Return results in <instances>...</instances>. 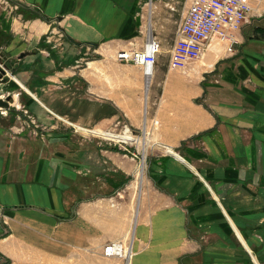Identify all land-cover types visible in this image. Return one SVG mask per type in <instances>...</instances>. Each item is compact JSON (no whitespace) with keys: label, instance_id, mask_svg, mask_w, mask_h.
<instances>
[{"label":"crops","instance_id":"crops-1","mask_svg":"<svg viewBox=\"0 0 264 264\" xmlns=\"http://www.w3.org/2000/svg\"><path fill=\"white\" fill-rule=\"evenodd\" d=\"M247 1L238 51L177 72L160 55L192 0H0L1 52L45 125L0 123V264H264V0ZM149 33L147 84L117 53ZM123 122L138 143L102 136ZM118 238L131 255L105 256Z\"/></svg>","mask_w":264,"mask_h":264},{"label":"built area","instance_id":"built-area-1","mask_svg":"<svg viewBox=\"0 0 264 264\" xmlns=\"http://www.w3.org/2000/svg\"><path fill=\"white\" fill-rule=\"evenodd\" d=\"M168 6L175 9L172 4ZM251 9L247 0H192L178 26L170 50L169 69L187 70L191 63L202 58L208 46L214 42L221 43L226 53H236L243 25L249 20ZM161 50L160 40L149 33L144 49L121 50L117 58L140 64L146 75H152ZM101 133L107 140L124 144L138 143L140 140V135L127 122H123L117 131L104 130ZM151 145L170 150L167 144L160 141ZM131 252L130 243L123 238L109 241L103 247V254L109 257L127 258Z\"/></svg>","mask_w":264,"mask_h":264},{"label":"rangeland","instance_id":"rangeland-1","mask_svg":"<svg viewBox=\"0 0 264 264\" xmlns=\"http://www.w3.org/2000/svg\"><path fill=\"white\" fill-rule=\"evenodd\" d=\"M211 45L213 48V44H211ZM211 45L208 46V49L205 51V54L202 56V58H200L199 60H197L195 62L196 67H198V65L201 63V61L206 59V57L208 56L207 53L209 51L213 52L214 49L211 48ZM214 45L218 48V51H215V50L214 51L218 52V56H220L221 53L224 51V46L221 43H217V42H214ZM160 56H161V58L162 57L165 58V60H163V62H166V68H169L168 63L170 60V52L163 50V52L161 53ZM160 60H162V59L159 58V61ZM14 64H15L14 60L8 59L6 54H3L1 52V48H0V66L7 69L8 73L5 76H8V78H9L7 82L1 83V85H0V96L4 97L8 93H14L15 98H16L15 103L13 105H11L10 108L6 109V108L0 107V123L2 125L6 126V129L9 133H11L12 135L18 136V137H22L24 135L27 136L28 134H31L33 136L35 134H42L43 131H45V127H44L45 125L43 124L42 118L36 117V115L33 113V110L29 109L26 106V104H25L26 99L25 98L28 95L24 94V95H22L23 96L22 97L20 95V91L24 92L23 87L20 86L19 84H17L12 79L14 77V75L19 76L18 74L20 72L18 70V64H15V65ZM208 66H210V65H208ZM14 67H16L17 69L15 71V74L12 75L11 71ZM210 68L211 67H207V69H210ZM179 70L180 69H172V71H177V72ZM26 85H27V83H26ZM55 121L62 126H68V128H72V130H76V131H74V133L95 134L93 132H89L91 130L84 128V127H81V126H77L78 128L73 129V127H71V125H68L66 122L62 121L59 118H56ZM62 122H64V125Z\"/></svg>","mask_w":264,"mask_h":264},{"label":"water","instance_id":"water-1","mask_svg":"<svg viewBox=\"0 0 264 264\" xmlns=\"http://www.w3.org/2000/svg\"><path fill=\"white\" fill-rule=\"evenodd\" d=\"M7 73H8L7 69L0 66V85H1V83L8 81V79H9L8 76H5V75H7ZM11 74L12 75L15 74V68L12 69ZM14 103H15V94L14 93H8L4 97L0 96V107L8 109Z\"/></svg>","mask_w":264,"mask_h":264},{"label":"bare ground","instance_id":"bare-ground-1","mask_svg":"<svg viewBox=\"0 0 264 264\" xmlns=\"http://www.w3.org/2000/svg\"><path fill=\"white\" fill-rule=\"evenodd\" d=\"M213 44V43H212ZM220 48V47H219ZM213 49L215 50V51H218V48L213 44ZM148 77H147V84H149V81H150V77H151V75H147ZM16 99V98H15ZM5 112V111H4Z\"/></svg>","mask_w":264,"mask_h":264}]
</instances>
